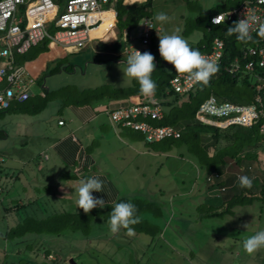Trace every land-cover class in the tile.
<instances>
[{
    "label": "rangeland",
    "instance_id": "rangeland-1",
    "mask_svg": "<svg viewBox=\"0 0 264 264\" xmlns=\"http://www.w3.org/2000/svg\"><path fill=\"white\" fill-rule=\"evenodd\" d=\"M57 2L61 9L60 1ZM225 5L229 6L228 0H153L150 15L159 25L153 39V47L158 49L159 34H172L176 27H183L182 35L188 39L191 47L203 43L206 35L203 24L208 25L209 12L215 13ZM159 12L166 13L170 21L164 24L156 21L155 16ZM124 15L120 14L117 18V35L120 39L123 36L119 34L118 19L121 26H124ZM195 18H198V24L195 23ZM107 22L108 19L104 25ZM102 30L100 29L97 35L101 36ZM47 31L50 35L55 34L57 28L54 22L50 23ZM137 37L138 30L134 28L129 32L127 42L119 38L109 44L93 40L82 48L68 51L67 56L57 63L68 65V69L73 72L62 76L63 80L57 81L55 86H52L51 82L58 73L47 77L50 91H56L52 95L53 102H46L47 104L50 102L49 107L63 110L65 100L84 103L94 98V94H89L90 89L94 90L93 88L100 86L96 91L102 92L103 101L109 102V94L112 91L120 90L121 93L124 88L129 87L128 77L124 76L123 72L126 68L124 61L131 54L125 53L124 50L144 49ZM109 50L112 53L116 52L120 58H114ZM155 64L157 70H170V66L158 52H155ZM246 80L249 84L255 81L253 76H247ZM238 88L245 95L251 94L249 87L243 84H238ZM29 90L36 94L39 90L38 83L31 84ZM56 96L59 101L54 100ZM44 113L46 112L40 115ZM0 114L1 117H6L0 118V134L4 133L0 135V157L2 161L4 158V162H1L0 158V173L4 175L0 179V196L6 192L4 205H11L13 199L22 200L25 193L27 196H39L43 200L41 197L48 191L53 194L58 191V195L64 193L65 198L57 199L58 202L42 201L41 206L51 209L57 203L55 205L57 209L65 207L82 211L76 204L78 186L76 187V182L73 183L78 179L63 183L62 177L58 175L60 160L51 156L49 150L47 151L50 154L49 160H44L40 156V153L46 150L43 147L46 140L34 138L30 134L22 136L21 134L26 132H19L18 127L23 128L24 124H27L26 121L20 120L28 115H23L19 110L12 108ZM57 118L66 120L64 116ZM100 127L102 132L101 129H97V134L93 136L94 140L85 142L87 152L97 162L96 165H88L85 168L87 175L104 172L107 180L118 188L119 195L139 193L142 190L141 196L148 194L143 198L151 197L163 203L164 207H170L173 212L166 221L169 228L160 234L154 231L157 234L155 237L154 234H146L135 227V234L132 236L127 235L123 229L113 235L108 221L97 217L87 231L89 236L83 231L71 232L67 229L60 235H45L42 239L31 238L30 240L36 243L34 247L41 243V247L38 248L40 257L44 256L46 249L51 252V256L44 260L45 264H72L70 259H73L75 264H264V249L251 255L243 249L244 239L264 230V205L259 207L254 202L253 205L235 207L229 213L205 216L209 212L220 211L223 208L225 199L223 195L226 191L206 183L207 177L214 181V175L198 167V164L189 157L185 145L167 146L171 156L164 158L155 154H160L161 151L157 150L165 143H146L138 132L127 135L129 131L127 129H123L118 136L117 131H113L109 124L106 126L101 124ZM75 131L83 134V130L79 128ZM257 151L263 154L262 148ZM263 169L264 167H257L252 171L254 174L252 177L257 176L260 179V172ZM60 170L72 172L68 166H63ZM6 173L8 177L4 178ZM63 178L65 180V176ZM211 179L208 178V182L212 181ZM44 185L47 187L56 185V189L59 188L56 191L55 188L46 190ZM66 187L69 189H65ZM201 203L204 204L196 206ZM176 205H179L182 214L179 213L180 210L178 212L174 209ZM1 206L0 202V208ZM142 214L145 216L146 212ZM4 215L9 224L18 217L15 210ZM4 223L1 218L0 228ZM34 249L36 248H32ZM5 251H9L8 247L0 250V259H4ZM11 252L15 253L16 249H12ZM40 257H37L39 259L37 264H42Z\"/></svg>",
    "mask_w": 264,
    "mask_h": 264
},
{
    "label": "trees",
    "instance_id": "trees-1",
    "mask_svg": "<svg viewBox=\"0 0 264 264\" xmlns=\"http://www.w3.org/2000/svg\"><path fill=\"white\" fill-rule=\"evenodd\" d=\"M228 1L229 6L225 5L215 13L209 12L208 25L203 24V27L206 28L205 40L203 43L193 47L199 49V51H208L212 39L215 36L221 37L226 44L225 57L223 59L224 64L228 63L235 54L237 55L239 52V45L243 42L238 41L235 34L231 36L226 35L227 29L233 26L234 21H227L220 25H214L210 22L209 18L213 14L225 12L237 6L242 0ZM152 5L153 0H145L132 5H124L122 0H118L116 3L118 16L120 14H125L123 17L124 26H121L120 20L118 19L120 24V29L118 28L119 34L122 35L124 29L127 27H129V29L134 28L143 17H151L150 11ZM107 15L109 16V13H107ZM194 21L198 24V18H195ZM44 42L47 43L48 41L44 40L43 43ZM43 49H45V47H43ZM157 69L158 67H156V70L152 73V79L157 84L155 97L162 105L163 117L160 120L148 119V121L158 126L172 125L180 131V136L176 138L167 137L159 141L148 142L145 140L144 134L138 132L144 141L146 143H165L160 150H157L161 151L159 153L168 152L167 146L185 145L189 157L198 164V167L214 175V181L210 177H207L205 180L210 186L215 185L220 190L226 191L223 195V198H225L223 200L224 206L220 211L209 212L205 216L212 217L229 213L232 212L235 207L253 205L254 202L257 203L259 207L264 205V169L260 172V179H258L257 176L254 178L252 177V175H254L252 171L257 167H264V135L259 133L256 126L248 128L233 125L226 128H219L196 118L199 105L210 95H215L220 100H229L235 103L250 102L253 91L246 77L237 79L231 77V75L219 68V71L211 78L208 86L196 84L190 92L179 94L173 91L169 84L170 79L178 73L175 71L174 67L170 65V70L167 71ZM238 84L249 87L251 94H243L238 88ZM92 92L94 93V98L97 96L103 98L101 95L102 93L96 91V89L92 90ZM139 94L142 95L139 91V84L133 80L132 84L124 88L121 93L120 90L112 91L109 94V99L129 100ZM28 99L29 98H27L26 101L17 99L12 101H20L18 103L22 107L30 105V110L27 112L31 114L30 111L36 113L40 112L49 98L48 94L44 97H39L40 103H31L27 101ZM28 102L31 104H27ZM140 103L141 101L138 102V104ZM142 103H144V101ZM3 110L4 109H0V113H3ZM118 126L121 127L122 130H129L127 135L137 132L129 127ZM1 134L4 135L3 132ZM259 148H262L263 154L257 151ZM0 158L1 162H3L4 160L2 161V157ZM43 159L45 160V158ZM67 172L66 170H58V175L62 177L63 183L73 182V178L75 177V174L70 176L71 173ZM223 174H225V176H223ZM3 176L4 175L0 173V179H2ZM63 176H65V180ZM240 176H248L251 178L253 180L252 187H240L238 182ZM7 177L8 174L6 173L4 178ZM81 177L87 178L89 176L87 172H85ZM208 178L212 181L208 182ZM75 182L78 184V180L73 183ZM44 186H46V190L55 188L56 191L59 188L56 189V185ZM65 189H69V187ZM3 191L5 192V189H3ZM141 191H139V193L118 195L112 199L105 198L106 201L109 200L108 205L102 209H92L88 214H85L83 210L74 211L65 207L57 209L55 206L57 203H55L54 207L51 209H46L41 206L43 205L42 201L46 203H49L50 200L52 202H58L57 199L65 198L64 193L58 195V191L54 194L48 193L50 192L48 191L47 194H44L46 196L43 195L41 197L43 200H41L39 196H27V193H25L22 200L18 201L13 199L11 205L7 204V207L4 205L5 196L7 195L5 192V195L3 194L0 196V202L2 203L0 208V220L2 218L5 222L4 226L0 228V250L4 249V247H8L9 251H5V257L4 259H0V264H37L39 262L37 261L39 260L37 257H40L38 248L41 247V243H39L37 247H34L36 243L30 240L31 238L42 239L45 235H60L67 229L71 232L83 231L86 236H89L87 231L90 230V226L94 220L98 217L99 219L102 218L109 221L112 207H114L115 203L120 202L130 201L133 203L137 208V215H139L140 218L142 217L141 222L132 227L149 235L154 234L155 237L157 234H155L154 231L160 234L164 232L165 229L169 228L166 226V221L173 210H171L170 207H164V204L156 199L150 197L147 198V200L143 198L147 197L148 194H146V196H141ZM97 195L99 196L97 198H103L99 193ZM202 204L204 203L197 204L196 206L199 207ZM167 205L166 203V206ZM174 209L178 212L180 210L179 213L182 214L179 205H176ZM14 210L18 214V217L9 224L7 217H4V213L10 214L14 212ZM20 211H22V213ZM144 212H146L145 216L142 214ZM149 225H151V227H149ZM124 230L125 229H123V231ZM14 248L16 252L12 253L11 250ZM32 248L36 249L32 250ZM48 256H51V252L46 249L44 256L40 257L42 264H45L44 260L48 259ZM8 259L9 261H7Z\"/></svg>",
    "mask_w": 264,
    "mask_h": 264
},
{
    "label": "built area",
    "instance_id": "built-area-1",
    "mask_svg": "<svg viewBox=\"0 0 264 264\" xmlns=\"http://www.w3.org/2000/svg\"><path fill=\"white\" fill-rule=\"evenodd\" d=\"M0 0V82L6 86L0 89V109H6L14 99L26 100L30 92L28 86L32 78L22 67L14 64L16 54H24L30 48L47 40L63 48H82L93 40L107 38L117 30L118 0ZM142 0H122L123 4L140 3ZM106 13L112 19L104 25ZM223 13V12H221ZM230 13L224 22L248 18L256 15L264 22V0H242L237 6L225 11ZM220 13L213 14L210 22ZM54 22L57 31L50 35L47 31ZM137 26L140 44L150 48L151 39L157 28L147 17L142 18ZM213 24V23H212ZM103 27L101 36H93L92 31ZM259 25L254 24L251 35L253 42L240 43L239 52L228 63H223L226 44L221 37L212 39L208 51H200L209 60H215L219 68L231 77L242 79L253 76V91L250 102L235 103L220 100L210 95L199 105L196 118L219 128L256 126L264 135V38L257 34ZM134 29V28H133ZM131 29L127 27L123 34L129 36ZM132 47L131 45L129 46ZM142 52L140 48H136ZM126 50V52H133ZM26 80V81H25ZM170 88L176 93L190 92L196 84L186 79V74L176 73L169 81ZM141 101L140 104L138 102ZM144 101V103H142ZM146 101V102H145ZM109 119L114 124L129 127L141 132L148 142L159 141L167 137H179L180 131L172 125H153L148 119L160 120L163 117L162 105L154 98L137 95L128 100V104L109 111ZM63 124V121H58Z\"/></svg>",
    "mask_w": 264,
    "mask_h": 264
},
{
    "label": "crops",
    "instance_id": "crops-1",
    "mask_svg": "<svg viewBox=\"0 0 264 264\" xmlns=\"http://www.w3.org/2000/svg\"><path fill=\"white\" fill-rule=\"evenodd\" d=\"M106 18L111 20L112 14L109 13L108 16L106 13ZM98 29L102 30L103 27L101 26ZM96 30L92 31L93 36H99L97 35V32L99 30L98 31ZM117 34L118 31L116 30V32L114 31L107 38L101 39L99 41L108 42L109 44L110 42L115 41L116 39L119 38V35ZM119 40L127 42L125 36L122 37L121 39L119 38ZM43 47H45V49H43ZM70 50L73 51L77 49L63 48L60 45L53 44L51 42H47V43L41 42L38 45L32 47L27 53L23 55L14 56L13 58L14 64L18 67H22L27 73H29L30 77L32 78V82H30L28 89L30 88L31 84L38 83L39 85V90L37 91V93L34 94L31 91L32 93L27 101H30L31 103H36V102L40 103L39 97H44L46 96V94H48L49 99L47 101L53 102L52 95L53 92L56 91H52V92L50 91V86H48L47 84V77L53 73H58V75L54 77L53 79L54 81L51 82L52 86H55L57 81L63 80L62 76L70 75L71 72H73V70L68 69V65L65 66L62 62L57 63L59 60L64 59L67 56V52ZM146 51L150 52L154 57H155V52L159 53L158 49L155 47L154 48L152 47L151 49L148 47L146 48ZM109 52L112 53L110 50ZM111 55L114 58H120L119 56H117L116 52L112 53ZM167 65L170 66L171 64L167 63ZM67 69L70 71V73L68 72ZM0 85H1L0 89H2L7 84L5 81H2ZM100 87L93 89L97 90ZM68 92L69 91L67 90V93ZM89 94H94L92 92V89H90ZM54 100L59 101L57 99V96L56 99ZM60 100H62V98H60ZM18 102L20 101H16V100L12 101L9 107L4 109L3 112H6V110L8 109L10 110L12 108L19 110L20 112H22L23 115L24 114L28 115V117H24L23 120H20V121H26L27 123L24 124L23 128L17 124L19 126L18 127L19 132H26L25 134H21V135L26 136V134L27 135L30 134L34 138L45 139L46 142L43 145V147L46 150L44 152H41L40 156L42 158H45V160H49L50 154L47 152L49 150L51 156L60 160V164L58 166L59 170L63 168V166H68L72 170L70 176L75 174L73 180L77 177L78 181L83 178L81 176L86 171L85 168L88 165L92 166L97 164L95 158L89 152H87L85 142L94 140L93 136L97 134V129H101L100 127L101 124H104V126L109 124L113 131H117V134L118 133L121 134L122 128L116 124L114 125V123L109 120V116L107 115V113L109 111L116 109L117 107L128 104V100L125 99H118V100L110 99L109 102H106L103 101L102 97L97 96L96 98L89 99L84 103H76V101L65 100L62 105L64 107L63 110H60V108L58 107L51 109L49 107L50 106L49 105L50 102H49L48 104L47 103L45 104L44 108L40 112L36 113L34 111H30L31 114H29L27 111L30 110V105L27 106L25 105L24 107H22ZM30 102H28L27 104H31ZM43 112L46 113L40 115ZM61 116H64L66 120L62 118H57ZM9 117L12 116L9 115ZM0 118L2 119L6 117L0 116ZM60 120L63 121V124H58V121ZM100 122L101 124H99ZM76 128L83 130V134L77 133L75 131ZM119 134L118 136H120ZM6 135L8 134L6 133ZM161 155L164 158H168L169 156H171L170 153L168 152L155 154V156H161ZM92 176H96L104 180L107 189L111 193V195L108 196L104 192H99V195L100 196L102 195L103 199L105 198L112 199L119 195L118 188H116L110 180H107L106 174H104V172L93 173ZM77 186H79V184H77L76 187ZM97 194H98L97 192L92 193L93 196L99 197Z\"/></svg>",
    "mask_w": 264,
    "mask_h": 264
},
{
    "label": "clouds",
    "instance_id": "clouds-1",
    "mask_svg": "<svg viewBox=\"0 0 264 264\" xmlns=\"http://www.w3.org/2000/svg\"><path fill=\"white\" fill-rule=\"evenodd\" d=\"M229 14L230 13L225 12L220 13L213 19L212 23L214 25H220L225 21ZM145 17L150 18L154 22L157 27L155 29L156 31L159 30V25L156 24L152 17ZM155 20L164 24L170 21V17L164 12H159L156 14ZM139 24L140 23L138 22L134 28H137ZM254 24L259 25L257 34L264 38V22H261L260 18L256 15H251L248 18H243L234 22L233 26L227 29L226 35L231 36L235 34L236 39L243 43L253 42L251 32ZM183 30V27H176L172 34H157L159 39V55L164 61L171 64L176 72L186 74V79L188 81L193 84L208 86L211 78L219 71V64L215 60H209L206 58L199 49L191 47L188 39L182 35ZM155 32L153 36L155 35ZM122 36L123 34L121 37ZM153 36L150 49L153 47ZM142 50V52L136 49H134L133 52H126L125 49V53H130L131 55H128L124 61L126 63V68L123 73L124 76L128 77L127 82L129 85H131L132 80L134 79L138 82L139 91L143 96L154 98L157 89V84L152 79V73L156 70L155 57L150 52L146 51V47ZM0 55H10V53L4 52L0 53ZM27 74L30 77L29 73ZM28 91L31 95V90L28 89ZM238 182L242 188H251L253 185V180L248 176H240ZM93 192H104L108 196L111 195L104 180L99 177L91 176L79 180V186L76 189V204L85 214H88L92 209H102L109 204V200L106 201L103 198H97L92 195ZM140 222L141 218L137 215L136 206L129 201L115 203L110 212L108 224L111 234H118L121 229H125L126 234L132 236L135 234L134 227L132 226ZM245 227H247V225H245ZM243 249L250 255L264 249V230L257 231L254 235L244 239Z\"/></svg>",
    "mask_w": 264,
    "mask_h": 264
},
{
    "label": "water",
    "instance_id": "water-1",
    "mask_svg": "<svg viewBox=\"0 0 264 264\" xmlns=\"http://www.w3.org/2000/svg\"><path fill=\"white\" fill-rule=\"evenodd\" d=\"M70 261L72 262V264H75V263L73 262V259H70Z\"/></svg>",
    "mask_w": 264,
    "mask_h": 264
}]
</instances>
